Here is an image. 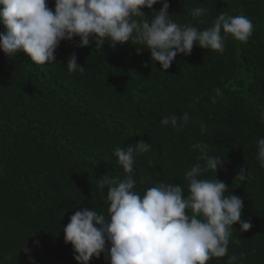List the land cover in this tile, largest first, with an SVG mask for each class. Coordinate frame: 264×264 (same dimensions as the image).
<instances>
[{"label":"trees","instance_id":"trees-1","mask_svg":"<svg viewBox=\"0 0 264 264\" xmlns=\"http://www.w3.org/2000/svg\"><path fill=\"white\" fill-rule=\"evenodd\" d=\"M167 2L179 25L205 30L220 14L245 15L252 36L246 43L228 36L223 52L194 46L166 73L131 42L77 48L76 37L62 41L55 63L46 65H34L22 51L12 60L0 52V264H30L29 255L32 264H77L61 228L85 206L106 212L107 189L99 179L124 180L114 149L140 140L151 144L135 158L134 190L141 195L159 181L186 191L184 174L200 155L193 145L207 144L208 154L224 163L216 178L229 187L225 195L242 198L241 219L252 227L240 233L234 225L227 255L206 264H226L231 255L239 261L242 254V264H264V168L256 158L264 138V0ZM48 6L54 9V0ZM161 7L142 11L151 15ZM197 7L205 14L193 19ZM73 53L83 72L67 70ZM184 112L190 119L182 127L159 123ZM242 167L245 181L235 179ZM89 264L107 261L102 255Z\"/></svg>","mask_w":264,"mask_h":264},{"label":"clouds","instance_id":"clouds-1","mask_svg":"<svg viewBox=\"0 0 264 264\" xmlns=\"http://www.w3.org/2000/svg\"><path fill=\"white\" fill-rule=\"evenodd\" d=\"M157 4L162 5L158 12L148 15L142 11ZM168 9L167 0H54V9L48 0H0V26L4 29L0 31V52L12 60L22 51L34 65H46L55 63L54 54L62 41L76 37L77 48H103L107 43L114 49L131 42L138 55L148 51L152 67L158 63L166 73L179 54L189 56L194 46L223 52L228 36L246 43L254 30L247 16L224 14L218 15L211 27L198 30L172 21ZM204 14L205 9L199 7L191 11L193 19ZM147 16L153 18L149 21ZM66 67L70 73L84 71L75 53L67 59ZM216 92L222 95L220 89ZM189 119L184 112L182 117L172 114L159 123L178 128ZM150 148L143 140L115 148L113 155L127 175L122 181L99 179V188L107 189L106 212L85 206L61 228L77 264H89L102 255L107 264H206L227 255L234 225L239 224L240 233L251 229V222L241 219L242 198L225 195L229 187L216 178L218 166L224 163L208 154L205 143L193 145L200 155L184 174L186 191L171 181H159L143 195L135 191V158ZM257 149L256 158L264 168V138L257 141ZM209 171L215 173L214 179L201 178ZM245 172L242 167L235 179L245 181ZM22 250L29 252L26 247ZM242 260L243 254L239 261L231 255L226 264H242ZM29 261L32 264L30 255Z\"/></svg>","mask_w":264,"mask_h":264},{"label":"rangeland","instance_id":"rangeland-1","mask_svg":"<svg viewBox=\"0 0 264 264\" xmlns=\"http://www.w3.org/2000/svg\"><path fill=\"white\" fill-rule=\"evenodd\" d=\"M37 264H62V263H60V262L57 261V260L46 259V260H44V261H42V262H39V263H37Z\"/></svg>","mask_w":264,"mask_h":264}]
</instances>
